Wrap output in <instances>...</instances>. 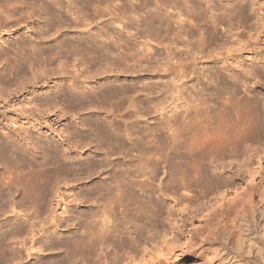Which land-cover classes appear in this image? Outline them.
<instances>
[{
    "label": "rangeland",
    "instance_id": "obj_1",
    "mask_svg": "<svg viewBox=\"0 0 264 264\" xmlns=\"http://www.w3.org/2000/svg\"><path fill=\"white\" fill-rule=\"evenodd\" d=\"M32 1L0 7V141L43 174L0 197L6 264H264L242 220L205 231L264 181V0Z\"/></svg>",
    "mask_w": 264,
    "mask_h": 264
},
{
    "label": "bare ground",
    "instance_id": "obj_2",
    "mask_svg": "<svg viewBox=\"0 0 264 264\" xmlns=\"http://www.w3.org/2000/svg\"><path fill=\"white\" fill-rule=\"evenodd\" d=\"M23 6L27 7L31 11H35L38 7V4L32 0H28V1L27 0L26 1L25 0H10V1L5 0L3 4H0V7H2L3 10L8 9L11 13L18 12V10L20 8H22ZM164 19L165 18L162 16L161 13L156 12V11H151V12H148L145 16H143L141 18L140 22H138L137 24L136 23L133 24V29L138 33L139 37L143 38L144 35L146 34L150 37V40H152L155 43L154 45L151 46V48L153 49L154 55L155 54H157V55L162 54L163 50H165L161 40L163 38L162 36L164 35V33L166 31H168L170 24L168 23V21H166V19L165 20ZM13 23L17 28L21 25L20 17H18V15L16 17H14ZM0 60H2V59L0 58ZM19 62L20 61H18V64H19ZM11 122H13V121H11ZM14 127H16V126H14ZM21 129H22V127H21ZM18 134H19V132H18ZM19 152H20V150L18 151L17 146L14 145V146H11V148H8L0 141V158H2V160H3L2 166L5 168V170L7 172H9V176L7 177V181L4 180V179H6V177L3 176L4 179H3V177H0V178H2L0 180L1 181V183H0V197L3 195V193H4L3 191L5 189H7L8 187L18 188L20 186L21 187L24 186L28 190L30 189V194H31L30 196H33L35 194L34 193L35 189L37 187L41 188L40 186L43 184V183H41L40 185L37 184V183H39V181L42 180L43 174L42 175L40 174L41 176H38L39 173L37 175V173H36L37 171H36L34 162H32L31 160L28 161V159L27 160L24 159L21 156L22 155L21 152L20 153ZM47 163L49 164V161ZM35 164L37 165L38 163H35ZM48 164H46V162H45L44 166L46 167V165L48 166ZM41 167L43 168L42 162H41ZM46 168H48V167H46ZM37 170H38V168H37ZM43 170H44V168H43ZM43 170L40 169V171H43ZM43 172H45V170ZM40 173H42V172H40ZM6 174L8 175V173H6ZM44 174L45 175L43 176V178L46 176L47 173H44ZM233 176L234 177H232V178L234 181L227 182V184H226L227 187H229V185L231 187H235L236 184L243 181L244 177H246L245 175H242L240 173V171H238V170H236L233 173ZM248 176H249V178L250 177L253 178L252 173H248ZM46 178H48V175H47V177H45V179ZM193 179L196 180V182H198V181L206 182L207 184H209L210 180H211V178L208 174H206L203 170L198 169V168L194 171ZM250 179L247 180L248 182L245 184L244 188H242V196H240L239 199L232 202V204L228 205V207H225V208L223 207V209H221L219 211L218 216L215 219V222L217 221L218 224H213V223L207 224V228L205 229L206 239L210 240V237L212 235L214 236L217 234L218 228H219V227L217 228V225H220L222 222L226 224L227 221H229V220L236 221V222L238 220H242V223L245 227L244 231L246 233V237H248V238H246V239H248V241H246V242H248V249H251V247H250L251 245L255 246V249H256L255 253L257 254V256H260L263 258L262 239L264 238V181H262L260 179L259 183H256V182L253 183V180L252 179L250 180ZM46 180H44V181L46 182ZM37 185H39V186H37ZM42 187H44V186H42ZM39 188L36 189L37 194H38L37 190H39ZM233 191L235 193L237 191V189H235ZM25 194H24V196H27ZM27 194H29V193H27ZM35 195H34V198H35ZM30 196H28V197L30 198ZM3 197H4V195H3ZM22 199L24 200V197ZM25 200H26V198H25ZM30 200H31V198H30ZM31 201L33 202V199ZM35 201H36V198H35ZM254 222L257 223V226H258V231L256 234H254L252 229H251V225H253L252 223H254ZM4 223H6V222H4ZM12 225H13V223H12ZM12 225H9V226H12ZM17 227L15 226V228H16L15 232L19 231L20 226L18 228ZM244 227H241V228H244ZM13 229H11V230L16 235V233L14 232ZM253 229H254V227H253ZM219 230H220V228H219ZM4 231H6V230H4ZM7 231H9V230H7ZM3 232H2V235H0V264H6V258H7L6 257L7 249L6 248L8 247V249H9L8 243L7 244L5 243V237H6L5 233H7V232H4V234H3ZM0 234H1V230H0ZM7 237H9V236H7ZM17 237H19V236H17ZM17 237L14 238L15 239L14 243L16 242ZM10 240L12 241L13 239H10ZM11 241H10V244H11ZM79 242H78V244H79ZM73 243L75 244V242H73ZM17 244H19V243H17ZM6 245H7V247H5ZM13 247H14V245H13ZM14 248L9 249V251H12L13 254L15 253ZM17 251H19V250H17ZM248 252H251V251L248 250ZM216 254L222 255V254H220V251L215 252V254L213 253L211 258L208 260V264H214L215 263L214 261H216L215 260L216 257H214V255L216 256ZM12 256L16 257V259H15V257L13 259H15L17 262L20 260L19 254H15ZM221 261L222 262L226 261V257L221 258Z\"/></svg>",
    "mask_w": 264,
    "mask_h": 264
}]
</instances>
